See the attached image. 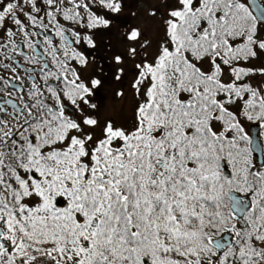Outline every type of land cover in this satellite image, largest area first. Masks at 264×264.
<instances>
[{
    "label": "snow or ice",
    "instance_id": "1",
    "mask_svg": "<svg viewBox=\"0 0 264 264\" xmlns=\"http://www.w3.org/2000/svg\"><path fill=\"white\" fill-rule=\"evenodd\" d=\"M124 6L0 0V264H264V0H159L152 51L127 27L130 125L80 71Z\"/></svg>",
    "mask_w": 264,
    "mask_h": 264
},
{
    "label": "rangeland",
    "instance_id": "2",
    "mask_svg": "<svg viewBox=\"0 0 264 264\" xmlns=\"http://www.w3.org/2000/svg\"><path fill=\"white\" fill-rule=\"evenodd\" d=\"M158 2L159 0H124L125 6L121 13L118 14L121 19L119 22H113L111 31L105 29L95 30V33L99 36L92 58L97 62L95 71L98 76H109V72L113 68L112 57L114 53L125 51V46L121 43V39L123 32L129 26L140 27L153 42L152 47L147 51H152L155 48V42L160 38V25L158 19L148 15L147 9ZM257 63L260 62L258 61ZM129 67H131L130 62ZM89 71L87 69L86 73L83 71V74L88 75ZM131 78L129 75L127 80L118 82L109 76L106 83L99 90L102 101L99 98L94 99L101 105L99 113L101 122H103L105 117H111L120 123L128 125L134 121L136 98L127 87V83ZM118 90L124 91L122 97L115 95ZM245 124L249 126L250 122L245 121Z\"/></svg>",
    "mask_w": 264,
    "mask_h": 264
},
{
    "label": "water",
    "instance_id": "3",
    "mask_svg": "<svg viewBox=\"0 0 264 264\" xmlns=\"http://www.w3.org/2000/svg\"><path fill=\"white\" fill-rule=\"evenodd\" d=\"M248 131L250 132V135L253 140V147L257 150L253 152V156L257 161L263 160V149L262 144L259 136V128L257 125H249Z\"/></svg>",
    "mask_w": 264,
    "mask_h": 264
},
{
    "label": "flooded vegetation",
    "instance_id": "4",
    "mask_svg": "<svg viewBox=\"0 0 264 264\" xmlns=\"http://www.w3.org/2000/svg\"><path fill=\"white\" fill-rule=\"evenodd\" d=\"M98 36H99V35L95 34L96 45H97V41H98ZM95 50H96V49H95ZM95 50H93V55H92V56H94ZM92 56L89 57V64H88V66L85 67V68H82V69L80 70L81 73H82V75L87 76L86 74H83V71H85V73H86V70H87V69H89L91 72H92V69H95V67H96V63H97V62L94 60V58H92ZM90 71H89V73H91ZM5 75H7V74H5Z\"/></svg>",
    "mask_w": 264,
    "mask_h": 264
},
{
    "label": "trees",
    "instance_id": "5",
    "mask_svg": "<svg viewBox=\"0 0 264 264\" xmlns=\"http://www.w3.org/2000/svg\"><path fill=\"white\" fill-rule=\"evenodd\" d=\"M259 133H260V129H259ZM260 136V140L263 139L264 137ZM262 144V149H263V160H264V139L261 141Z\"/></svg>",
    "mask_w": 264,
    "mask_h": 264
}]
</instances>
